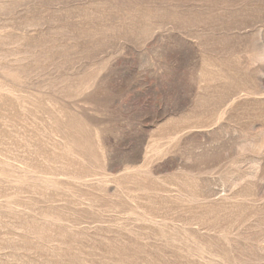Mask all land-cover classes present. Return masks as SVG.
<instances>
[{
  "label": "rangeland",
  "instance_id": "374dc122",
  "mask_svg": "<svg viewBox=\"0 0 264 264\" xmlns=\"http://www.w3.org/2000/svg\"><path fill=\"white\" fill-rule=\"evenodd\" d=\"M0 264H264V0H0Z\"/></svg>",
  "mask_w": 264,
  "mask_h": 264
}]
</instances>
